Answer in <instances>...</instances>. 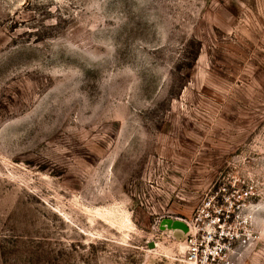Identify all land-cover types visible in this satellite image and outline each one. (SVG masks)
Here are the masks:
<instances>
[{
  "label": "rangeland",
  "instance_id": "rangeland-1",
  "mask_svg": "<svg viewBox=\"0 0 264 264\" xmlns=\"http://www.w3.org/2000/svg\"><path fill=\"white\" fill-rule=\"evenodd\" d=\"M245 190L264 264V0H0V264H194Z\"/></svg>",
  "mask_w": 264,
  "mask_h": 264
},
{
  "label": "built area",
  "instance_id": "built-area-1",
  "mask_svg": "<svg viewBox=\"0 0 264 264\" xmlns=\"http://www.w3.org/2000/svg\"><path fill=\"white\" fill-rule=\"evenodd\" d=\"M252 193V190L242 191L238 203L231 201L229 206L220 199L214 202L213 213L208 215L214 230L201 228L192 235L187 245L189 260L194 264H235L237 255L254 237L251 231L245 235L232 231V225L241 217L244 208L241 201L248 200Z\"/></svg>",
  "mask_w": 264,
  "mask_h": 264
},
{
  "label": "water",
  "instance_id": "water-1",
  "mask_svg": "<svg viewBox=\"0 0 264 264\" xmlns=\"http://www.w3.org/2000/svg\"><path fill=\"white\" fill-rule=\"evenodd\" d=\"M164 225H168L171 228L180 229V230H183L185 232L188 231V225L185 222H183L182 220L167 219L164 221ZM150 246H152V247L155 246V242H152L150 244Z\"/></svg>",
  "mask_w": 264,
  "mask_h": 264
}]
</instances>
